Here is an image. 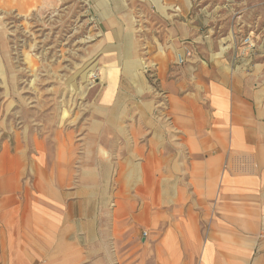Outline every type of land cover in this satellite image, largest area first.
Segmentation results:
<instances>
[{
  "label": "rangeland",
  "instance_id": "obj_1",
  "mask_svg": "<svg viewBox=\"0 0 264 264\" xmlns=\"http://www.w3.org/2000/svg\"><path fill=\"white\" fill-rule=\"evenodd\" d=\"M148 1L0 0V264H156L165 250L168 227L152 220L168 210L172 179L159 175L150 183L141 177L142 162L115 145L136 107L147 109L150 92L164 96L140 45ZM194 3L209 8L205 0ZM228 3L234 44L253 51L262 37L243 17L247 1ZM228 3L222 1L223 12ZM258 28L264 32V22ZM185 50L190 57L191 48ZM176 56L175 64L186 62ZM255 150L253 173H245L257 183L236 197L242 207L236 213L258 226L228 241L247 252L232 264H264V146ZM205 224L198 227L203 233ZM183 233L170 243V264L178 254L200 264L205 245L194 232ZM212 251L216 264H225L226 251Z\"/></svg>",
  "mask_w": 264,
  "mask_h": 264
},
{
  "label": "crops",
  "instance_id": "obj_2",
  "mask_svg": "<svg viewBox=\"0 0 264 264\" xmlns=\"http://www.w3.org/2000/svg\"><path fill=\"white\" fill-rule=\"evenodd\" d=\"M196 1L164 0L163 6L148 1L149 19L140 45L146 47L164 96L160 100L158 93L150 92L147 109L136 107L132 121L121 126L124 136L115 139L121 147L117 150L142 162L141 177L152 184L159 175L172 179L168 210L162 219L152 220L168 227L166 251L156 253V264H170V243L184 231L190 236L194 232L195 241L205 245L200 264H216L214 248L226 251L225 264H232L229 259L235 254L244 258L247 252H236L228 241L239 232H255L258 226V221L236 213L242 208L236 197L257 183L255 175L245 172L253 173L255 146H264L257 137V131L264 133V32L258 28L264 22V0H246L243 17L252 18L257 37H262L249 52L238 48L231 37L234 12L228 2L235 0H227L225 12L223 0H205L207 11ZM174 5L178 10L171 8ZM200 15L206 20L200 21ZM208 22L212 28L205 26ZM186 40L192 54L177 65L175 56L185 50ZM262 171L264 177V164ZM206 212L216 216L203 219ZM204 224L209 226L207 233L198 229ZM178 255L176 264H193L187 261L192 257Z\"/></svg>",
  "mask_w": 264,
  "mask_h": 264
},
{
  "label": "built area",
  "instance_id": "obj_3",
  "mask_svg": "<svg viewBox=\"0 0 264 264\" xmlns=\"http://www.w3.org/2000/svg\"><path fill=\"white\" fill-rule=\"evenodd\" d=\"M252 44V41H251V37L250 36H246L244 39H243V45L246 46V47H250ZM190 50H183V52L179 53L177 56H176V61L177 63L181 64L183 63L186 58L190 55Z\"/></svg>",
  "mask_w": 264,
  "mask_h": 264
},
{
  "label": "bare ground",
  "instance_id": "obj_4",
  "mask_svg": "<svg viewBox=\"0 0 264 264\" xmlns=\"http://www.w3.org/2000/svg\"><path fill=\"white\" fill-rule=\"evenodd\" d=\"M2 156H4V155H2ZM9 157V156H8ZM3 158H5V156L3 157ZM12 160V159H11ZM14 162V161H13ZM2 164H3V166L4 167H6V170L12 165H10V161H9V159L6 157V159H3L2 160ZM13 168V167H12Z\"/></svg>",
  "mask_w": 264,
  "mask_h": 264
}]
</instances>
